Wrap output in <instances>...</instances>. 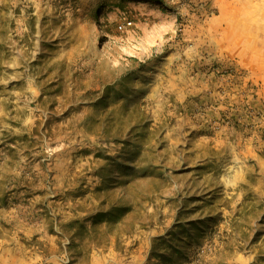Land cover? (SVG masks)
I'll use <instances>...</instances> for the list:
<instances>
[{"label": "rangeland", "instance_id": "1", "mask_svg": "<svg viewBox=\"0 0 264 264\" xmlns=\"http://www.w3.org/2000/svg\"><path fill=\"white\" fill-rule=\"evenodd\" d=\"M0 264H264V0H0Z\"/></svg>", "mask_w": 264, "mask_h": 264}, {"label": "trees", "instance_id": "2", "mask_svg": "<svg viewBox=\"0 0 264 264\" xmlns=\"http://www.w3.org/2000/svg\"><path fill=\"white\" fill-rule=\"evenodd\" d=\"M124 211L125 210L122 207H113L108 211L98 212L94 216L90 217L89 219H93V224L98 225L104 222L119 219L122 215V212Z\"/></svg>", "mask_w": 264, "mask_h": 264}, {"label": "bare ground", "instance_id": "3", "mask_svg": "<svg viewBox=\"0 0 264 264\" xmlns=\"http://www.w3.org/2000/svg\"><path fill=\"white\" fill-rule=\"evenodd\" d=\"M244 9V8H243Z\"/></svg>", "mask_w": 264, "mask_h": 264}]
</instances>
